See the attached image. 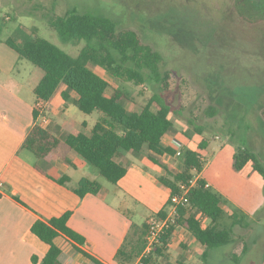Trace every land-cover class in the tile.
<instances>
[{
  "label": "trees",
  "instance_id": "1",
  "mask_svg": "<svg viewBox=\"0 0 264 264\" xmlns=\"http://www.w3.org/2000/svg\"><path fill=\"white\" fill-rule=\"evenodd\" d=\"M48 22L64 43L86 42L76 57L49 40L39 37L36 32L34 36L29 37L22 27L15 29L6 40H2L0 36V42H4L20 58L42 71V77L34 90V125L22 148L36 156L35 168L46 176H51L54 161L68 162L74 154L97 169L112 185H117L128 173L130 162L126 153L147 158L166 170V175L159 176L158 181L169 191L170 196L165 208L151 220L164 218L170 207V197L180 193V185L188 184L195 176L200 175L206 166L203 153L208 147V141L202 138L205 129L195 121H189L194 134L183 132L188 142L178 154V151L165 143V138L175 128L171 107L159 95H153L146 103L140 104L134 101L129 93L113 87L94 69L100 67L113 77L134 82L137 86L149 84L154 80L159 82L162 80L161 54L145 44L137 32L120 30L116 20L98 13H80L74 8L69 9L63 16L49 18ZM4 27L0 22V33ZM251 42L264 50V40ZM162 87L164 90L168 89L167 83ZM58 94L66 107L75 101L82 113L97 116V122L89 135L83 132L69 133L62 139L49 131L47 125L39 122L40 111L37 104L50 103ZM128 103L133 104L131 110L127 108ZM213 114L215 111H212ZM195 136L199 137L198 141ZM232 136L235 137V134ZM235 147L234 170L242 172L251 167L253 172L264 179V164L250 149L247 140L242 139ZM165 157L179 160V169L173 171L164 165L161 160ZM58 182L69 187L80 198L89 194L97 196L102 191L99 182L87 178H83L74 186L69 185L68 176ZM189 200L187 206L179 208L176 224L162 235L161 243L146 257L141 256L147 246L151 220L143 224L131 223L129 232L116 253V264H152L154 255H164L169 242L180 228L185 229L205 248V261L210 251L232 246L234 250L229 258L235 264L241 263L242 258L249 254L250 247L245 243L241 244L240 251L236 250L240 246L234 238V228H244V223L248 226V216L237 212L229 216L222 196L210 187L206 188L203 178L192 190ZM258 214L259 212L255 213L254 217ZM70 217L71 213L67 212L61 217L49 221L37 220L33 224L32 233L50 247L41 264H61V250L55 244L57 237L70 240L76 250L89 259L91 264H103L83 250L86 239L69 227ZM227 217L231 219L230 224L225 222ZM205 220H209L206 226ZM33 261L39 262L36 256ZM260 264H264V255Z\"/></svg>",
  "mask_w": 264,
  "mask_h": 264
},
{
  "label": "rangeland",
  "instance_id": "2",
  "mask_svg": "<svg viewBox=\"0 0 264 264\" xmlns=\"http://www.w3.org/2000/svg\"><path fill=\"white\" fill-rule=\"evenodd\" d=\"M216 6L214 3L213 7H206L186 0H0V22L5 25L0 36L2 40H6L15 29L22 27L29 37L36 32L39 37L76 57L86 42L64 43L48 22L49 18L63 16L69 9L74 8L80 13L105 15L116 20L120 30L137 32L145 44L161 54L162 80L137 86L134 82L113 77L100 67L94 69L113 87L129 93L140 104L146 103L153 95H159L171 107L175 124L167 139L173 133L176 136H181L184 131L193 133V126L189 124L191 120L202 126L205 129L202 138L208 141L206 152L203 153L206 167L220 156V161L217 162L223 164L221 180H241L231 185V198L220 194L227 214L230 211L232 214L243 213L239 208V204L244 203L242 195L248 194L249 207H253L258 203L259 190L254 182L242 180L264 179L255 174L251 167L242 172L234 170L233 166L229 167L232 157L229 159L227 150L233 149L236 152L237 143L246 139L250 149L264 164V50L252 44L251 40H223L215 36L209 23L217 16ZM115 55L118 57V54ZM18 59L21 61L18 62ZM5 61L20 67L23 76L28 75L29 70L34 71L38 77L42 74L32 63L20 58L4 42H0V62ZM22 66H26V69ZM0 76L3 80V73ZM164 83L168 86L166 90L162 87ZM27 95L29 96V92ZM32 98L34 95L30 94V99ZM50 103L49 109L54 113L64 109L60 94ZM127 108L131 110L133 104L128 103ZM57 111L51 115V111L45 109L49 117L53 116L55 124L61 126ZM212 111L215 114L212 115ZM70 113L73 121H86L91 126L98 119L96 115L90 116L79 111L75 101L71 104ZM64 133L62 139L69 134ZM233 133L235 137L232 136ZM195 137L198 141L199 137ZM126 156L130 162L129 167L134 171L139 165L146 166V160L132 153H126ZM79 160L89 165L82 159ZM166 162L171 163L174 171L179 169V160L171 159ZM91 168L98 172L94 167ZM150 171L153 172V169ZM80 175L77 172V176ZM98 180L102 188L118 189L102 176ZM262 197L264 200V191ZM107 198L114 204L119 203L110 196ZM125 202L126 208L132 213L133 221L143 224L152 214L157 201L148 203L142 197L136 198L130 194ZM258 212L255 217L247 214L246 217L244 212L242 215L246 217L249 225L244 223V228H234V238L240 246L236 250L240 251L241 244L245 243L250 247L249 254L239 264H260L264 255V205L259 206L255 213ZM205 221L208 224L209 220ZM225 222L230 224V217ZM233 248L228 246L215 249L211 256L217 264H235L228 258ZM177 259L172 255L166 261L177 264ZM182 260L178 259L179 264L184 263ZM162 264H165L164 260Z\"/></svg>",
  "mask_w": 264,
  "mask_h": 264
},
{
  "label": "crops",
  "instance_id": "3",
  "mask_svg": "<svg viewBox=\"0 0 264 264\" xmlns=\"http://www.w3.org/2000/svg\"><path fill=\"white\" fill-rule=\"evenodd\" d=\"M22 67L26 69V66ZM21 72L20 67L15 64L0 62V73L4 76L3 80L0 79V264H41L50 247L32 233V226L37 220L49 221L67 212L71 213L69 227L86 239L83 250L103 264H116V253L124 242L131 223L135 222L132 213L126 208L127 195L142 197L148 203L159 202H156L152 214L146 220V222L150 221L156 213L165 208L170 196L169 191L158 181L159 176L166 175V170L147 158L140 157L147 161L146 166L139 165L135 171L129 167L127 175L117 185H113L118 189L102 188L99 195L89 194L84 198H80L69 187L58 182L64 176L70 178L69 185L72 186L83 178L100 181L99 172L83 164L79 158L70 157L68 162L54 161L51 176L39 172L35 168L36 156L23 149L22 145L34 125L33 111L36 106L34 90L42 74L38 77L34 71L29 70L28 75L23 76ZM30 94L34 95V98L30 99ZM44 104L45 109L51 111V115L56 114L57 110L54 113L49 109L51 103ZM62 105L64 109L57 111L62 125L55 124L53 116L47 115L49 131L59 138L65 134L64 132H83L89 135L94 125L91 126L86 121H73L70 113L71 105L68 107L64 103ZM39 122L41 123L40 118ZM175 140L182 146L188 142L187 136L183 133L181 136L171 134L168 139L166 137V145L176 151L173 145ZM227 153L229 159L232 157L229 161V167H232L235 151L229 149ZM219 157L205 166L200 177L216 193L231 198L233 188L231 185L241 180H221L223 164L217 162L220 161ZM166 159L171 160L165 157L161 161L173 170L171 163L166 162ZM151 169L153 172L150 171ZM77 172L81 175L77 176ZM242 181L254 182L259 190L257 205L249 207L246 193L242 195L244 203L239 204V208L243 211L240 210L252 217L259 206L264 205L262 197L264 180ZM122 185L127 187L123 188ZM107 196L116 199L119 203H112ZM228 214L231 215L232 212ZM206 222L204 221V224ZM55 244L61 250V264H91V261L79 253L67 238L57 237ZM204 251L205 248L201 244L185 229L180 228L177 235L169 242L164 255H154L152 264H162V260L165 264H173L166 261L172 255L183 259L184 263L180 264H217L211 256L213 250L209 252L207 261L204 259ZM35 256L39 262L33 261ZM178 259L175 261L177 264H179Z\"/></svg>",
  "mask_w": 264,
  "mask_h": 264
},
{
  "label": "flooded vegetation",
  "instance_id": "4",
  "mask_svg": "<svg viewBox=\"0 0 264 264\" xmlns=\"http://www.w3.org/2000/svg\"><path fill=\"white\" fill-rule=\"evenodd\" d=\"M155 2V0H152ZM164 1V0H163ZM206 7L217 6V16L209 23L215 36L223 40H264V1L186 0ZM205 3H204V2ZM139 3V2H138Z\"/></svg>",
  "mask_w": 264,
  "mask_h": 264
},
{
  "label": "built area",
  "instance_id": "5",
  "mask_svg": "<svg viewBox=\"0 0 264 264\" xmlns=\"http://www.w3.org/2000/svg\"><path fill=\"white\" fill-rule=\"evenodd\" d=\"M37 109L40 111V120L42 125L49 123V118L45 113L44 102L37 105ZM173 145L176 147L178 154L182 148V145L178 141H173ZM201 179L200 175L195 176L188 184L180 185L181 192L174 194L170 197V207L168 213L164 218L158 220H151L149 223V231L147 235V246L141 257H146L153 253L155 248L161 243V237L168 229L176 224L179 218L178 210L180 207H185L190 202V195L192 190L197 186L198 181ZM209 184L206 183V188H209ZM140 260H138L139 262Z\"/></svg>",
  "mask_w": 264,
  "mask_h": 264
}]
</instances>
